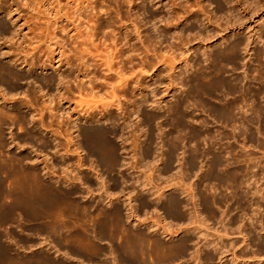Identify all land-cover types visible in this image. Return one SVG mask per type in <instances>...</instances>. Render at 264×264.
Here are the masks:
<instances>
[{
	"label": "rangeland",
	"instance_id": "374dc122",
	"mask_svg": "<svg viewBox=\"0 0 264 264\" xmlns=\"http://www.w3.org/2000/svg\"><path fill=\"white\" fill-rule=\"evenodd\" d=\"M82 1L95 10L79 20V1L0 0V22L19 26L0 36V264H159L187 235L172 264H264V0ZM5 54L33 61L14 67L20 84Z\"/></svg>",
	"mask_w": 264,
	"mask_h": 264
},
{
	"label": "bare ground",
	"instance_id": "6f19581e",
	"mask_svg": "<svg viewBox=\"0 0 264 264\" xmlns=\"http://www.w3.org/2000/svg\"><path fill=\"white\" fill-rule=\"evenodd\" d=\"M77 1H79V3H77L76 4V14H77V16L79 17V20L81 19V16H82V13L84 14V13H91V12H93L94 10H95V7L93 6V4L92 3H90V2H88L87 3V5H86V2L85 1H82L81 2V0H75V2H77ZM124 1V0H123ZM130 1V0H129ZM198 2V1H197ZM188 4H189V2H187ZM201 2H200V4H198L199 6H201ZM96 6V5H95ZM187 8H189V7H187ZM190 8H192V7H190ZM189 8V9H190ZM198 9H200V8H198ZM192 11V10H191ZM195 14V13H194ZM0 15H4V16H9V18L11 17V12L9 11V10H4V11H2L1 9H0ZM194 16V15H193ZM190 18H191V16H190ZM78 20V21H79ZM191 20V19H190ZM77 21V22H78ZM185 21H187V18L185 19ZM14 23H16V22H14ZM14 23H13V25H14ZM57 23V22H56ZM56 23L54 24L53 23V25H56ZM12 24V23H11ZM77 24V23H76ZM82 24V26H83V23H80L79 22V26ZM19 27V26H18ZM18 27H17V24L16 25H14L13 26V28L11 27V25L9 26L6 22H0V36H3V38H4V36L6 37V36H14V34H16L17 33V31H18ZM76 27V26H75ZM102 27V26H101ZM79 28V27H78ZM85 28V27H84ZM86 28H88V26L86 27ZM76 29V28H75ZM91 29V28H90ZM78 30V29H77ZM86 31V30H85ZM75 32H77L76 30H75ZM93 34V33H92ZM89 35V34H88ZM94 36V35H93ZM72 38H76V36H72ZM90 41V40H89ZM92 41V40H91ZM91 45H93V42L91 43ZM94 46V45H93ZM232 48V47H231ZM61 50L62 49H60V52L59 53H61ZM226 51H227V49H226ZM108 53V52H107ZM106 53V54H107ZM3 55H4V53H3ZM89 55H91V52L88 50V49H86V50H84L83 52H82V59H81V61H82V64H83V66L84 67H86V66H89V64H88V62L86 61L88 58V56ZM93 55V54H92ZM94 56V55H93ZM112 56V55H111ZM110 56V57H111ZM91 57V56H90ZM5 58H8V59H10V61H9V63H10V65H8L7 67H5V66H1L2 68L1 69H4V71H6V74H5V80L10 84V82L9 81H17L18 83H19V81H23V80H25L24 79V77H25V75L27 74H24L23 75V73H22V76H19V75H17L15 72H14V70L16 71V69H14V67H18V66H23V65H25V66H31V65H33V64H31L33 61H31V62H29V58L28 57H24L23 59H22V57L20 58V57H18V56H14V57H11V55H10V58H9V56H7V54H5ZM112 58V57H111ZM114 58V57H113ZM120 58V57H119ZM31 59H33V57L31 58ZM116 59V58H115ZM34 60V59H33ZM39 60V59H38ZM35 61V60H34ZM35 63V62H34ZM109 63V62H108ZM121 63V62H120ZM1 64V63H0ZM31 64V65H30ZM110 64V63H109ZM215 65V64H214ZM34 66V65H33ZM107 66V68L109 67V69L108 70H110V65H106ZM104 67V66H103ZM87 68V67H86ZM86 68H84V69H86ZM14 69V70H13ZM45 69V68H44ZM51 69H54V66L52 65L51 66ZM88 69V68H87ZM85 70V71H88V70ZM21 70V69H20ZM46 70V69H45ZM57 72H59V73H61V67H58V69H55ZM3 71V70H2ZM111 71V70H110ZM109 71V72H110ZM111 72H113V71H111ZM5 73V72H4ZM21 73V72H20ZM29 73H31V71L29 72ZM86 74V73H85ZM119 74V73H118ZM118 74H116V75H118ZM121 74V73H120ZM122 75V74H121ZM3 76V75H2ZM29 76V75H28ZM28 76H27V78H28ZM89 76V73L88 74H86V78ZM119 77V76H118ZM121 77V76H120ZM213 77V76H212ZM26 78V77H25ZM202 79V78H201ZM28 80V79H27ZM59 85H60V87H63V89L65 88V89H67V83H69L68 81H66L67 80V76L65 77L63 74H61V75H59ZM15 81V82H16ZM227 81V80H226ZM14 82V83H15ZM11 84H13V83H11ZM20 84V83H19ZM16 86V85H15ZM112 86V85H111ZM59 87V86H58ZM79 87V86H78ZM11 88V87H10ZM15 88V87H14ZM16 89V88H15ZM18 89V88H17ZM59 91H60V88H59ZM80 91V90H79ZM61 93V92H60ZM66 94V93H65ZM5 95V94H4ZM62 97H65V96H63L64 94H60ZM45 96V95H44ZM4 97V96H3ZM27 97V96H26ZM25 98V97H24ZM59 98H61V97H59ZM63 100H65V99H63ZM146 101V100H145ZM159 101V100H158ZM53 102V101H52ZM119 102V101H118ZM7 103V102H6ZM49 103L50 104H52L51 103V101H49ZM88 104V103H87ZM119 104V103H118ZM95 106V105H94ZM62 107V106H61ZM64 107V106H63ZM161 107V106H160ZM95 108H96V106L95 107H93V109L90 107L89 109L87 108V109H81V110H79V111H77V113L79 114V116H78V118H77V121H81V119H83V120H85V119H87V118H89V120H90V118H91V120L93 119V118H95V116L97 115V109L98 108H96V110H95ZM121 108V107H120ZM62 109V108H61ZM100 109V108H99ZM47 110V109H46ZM59 111V113H64L62 110H60V109H58ZM113 110V109H112ZM120 110V109H119ZM106 113H108V111H107V108L105 107V110H104ZM189 111V110H188ZM36 112V111H35ZM41 112V111H40ZM103 112V111H102ZM110 114V113H109ZM69 115V114H68ZM33 116V115H32ZM53 116V115H52ZM56 116V115H55ZM58 116H60V115H58ZM57 116V117H58ZM62 116V115H61ZM97 117V116H96ZM6 118V117H5ZM61 117H59V119H60ZM5 120V119H4ZM72 120V119H71ZM88 120V119H87ZM76 122V121H75ZM86 122V121H85ZM73 123V122H72ZM77 124V123H76ZM75 126V125H74ZM71 127H72V125H71ZM76 130H78L77 128H75ZM102 131V132H101ZM94 130V131H92V132H90L89 134H88V136H87V134H86V137H89L88 138V141L90 142H94V144L95 145H98L97 146V148H96V146L94 147V148H96L97 150H95L96 151V153H95V151H94V153L96 154V156L98 157V158H100V161L99 162H101L102 164H104V166H105V164H106V166H108L109 165V163H110V161H111V157H112V159H114V157L116 156V155H111V156H109L108 154H106L105 153V151L107 150V148H108V150L107 151H109L111 148V150L109 151V152H111V151H115V149H113V146H110V144H109V140H107L106 138H107V136H106V133H104V131L103 130ZM1 136V135H0ZM109 137V136H108ZM178 137V136H177ZM151 139V138H150ZM93 140V141H92ZM70 141V140H69ZM182 141V140H181ZM85 142V141H84ZM179 142V141H178ZM70 143V142H69ZM81 144H83V143H81ZM89 144V143H88ZM174 144V143H173ZM182 144V143H181ZM81 146V145H80ZM87 146V145H86ZM109 146H110V149H109ZM138 147V146H137ZM140 147V146H139ZM84 148H86V147H84ZM92 149H93V147H92ZM149 150H151L150 148H148ZM87 150H89V149H87ZM178 150V149H177ZM193 151V150H192ZM117 152V151H116ZM147 152H149V151H147ZM151 152V151H150ZM147 155H148V153H147ZM114 156V157H113ZM115 159H116V157H115ZM114 159V160H115ZM116 161V160H115ZM115 161H114V163H115ZM113 162V161H112ZM6 163V162H5ZM119 163V162H118ZM111 164V163H110ZM4 163H3V166H1L2 168L4 167ZM6 165H8V164H6ZM5 165V167H7ZM114 164L112 163V166H113ZM117 165H119V164H117ZM102 166V165H101ZM111 166V167H112ZM115 166V165H114ZM120 166V165H119ZM117 167V166H116ZM121 167H122V164H121ZM10 169H12V167L10 168ZM105 169H106V167H105ZM1 170V169H0ZM8 170H9V168H8ZM111 170V169H110ZM11 171V170H10ZM3 172V169H2V171H0V173H2ZM5 173H6V170L4 171ZM16 172V171H15ZM11 173V172H10ZM7 174V173H6ZM7 175H9V172H8V174ZM24 175V174H23ZM3 176V175H2ZM5 176V175H4ZM36 176V175H35ZM1 177V176H0ZM7 177V176H6ZM8 177H11V176H8ZM7 177V178H8ZM2 178V177H1ZM0 178V184L1 183H3L2 181V179ZM7 178H4V179H7ZM23 178V177H22ZM10 179V178H9ZM8 179V180H9ZM17 179V178H16ZM38 179V178H37ZM21 180V179H20ZM42 181V180H41ZM105 181V180H104ZM7 183V182H6ZM5 183V184H6ZM35 183V182H34ZM5 184L3 183L2 185H4L5 186ZM12 186V185H11ZM2 187V186H1ZM37 187V186H36ZM145 187V186H144ZM151 189V188H150ZM145 193V192H144ZM41 194V193H40ZM66 194V193H65ZM159 194H160V192H159ZM51 195H52V193H51ZM50 195V196H51ZM56 196H58L57 195V193L55 194ZM54 194L52 195L53 197L55 196ZM49 196V197H50ZM66 196H68V195H66ZM65 196V198H67ZM155 196V195H154ZM58 198V197H57ZM60 198V197H59ZM160 198V197H159ZM61 199H64L63 197L61 198ZM69 200L71 199V198H68ZM149 199V198H148ZM57 200H59V202L60 201H63V200H60V199H57ZM69 200H68V202H69ZM172 200V199H171ZM171 200H169L170 202V205H169V203H167L168 205H169V207L167 206V208H169V209H166V207H165V209H166V211L168 210L169 211V215L171 216V217H169V218H172V220L173 219H175V220H182L183 221V219L185 218V216H183L182 215V213L181 212H183V209H181V212H180V210H179V208L181 207L179 204H182L181 202L178 204V202L177 203H175L174 201H172L171 202ZM26 201V200H25ZM67 201V200H66ZM71 201H72V199H71ZM16 202V201H15ZM21 202H22V200H21ZM45 201H43L42 200V203H44ZM145 201H144V198H143V203H144ZM155 202H156V200H155ZM154 202V203H155ZM209 202V201H208ZM47 203V202H46ZM142 203V201H141V204H143ZM206 203V202H205ZM62 203H60L59 205H61ZM69 204V203H68ZM72 204H73V201H72ZM144 204H147V201H146V203H144ZM149 204V203H148ZM147 204V205H148ZM196 204H197V202H196ZM17 205V204H16ZM56 205V204H55ZM58 205V203H57V207H61V209H62V207L64 206V205H61V206H59ZM66 205V204H65ZM193 205V204H192ZM3 206V205H2ZM12 206V205H11ZM21 206V205H20ZM20 206H17V207H20ZM46 206V207H45ZM52 206V205H51ZM51 206H49V204H48V206L45 204H43L42 206H33L34 207V209L36 210V209H48L49 207H51ZM165 206H166V204H165ZM7 207V206H6ZM31 207V206H30ZM54 208H57V207H55V206H53ZM52 207V208H53ZM128 207V206H127ZM156 207V206H155ZM183 207V206H182ZM181 207V208H182ZM210 207V206H209ZM0 208H2L1 206H0ZM11 208V207H10ZM26 208V207H25ZM32 208V207H31ZM51 208V209H52ZM53 208V209H54ZM199 208V207H198ZM7 209H9L8 207L5 209L6 211H7ZM20 209V208H19ZM19 209H18V211H19ZM22 209H23V207H22ZM33 209V208H32ZM40 209V210H41ZM50 209V208H49ZM52 209V210H53ZM60 209V211H63V210H61ZM64 209V208H63ZM66 209H68V206H67V208ZM69 209H71V208H69ZM128 209V208H127ZM131 209V208H130ZM4 210V211H5ZM28 210V208L26 209V211ZM29 210H31V209H29ZM35 210H33V212H35ZM78 210H80L79 209V207H78ZM118 210V209H117ZM131 210H133V209H131ZM199 210V209H198ZM3 211V210H2ZM5 211V213H7ZM22 212L24 211V210H21ZM37 211V210H36ZM56 211V210H55ZM71 211V210H70ZM192 211V210H191ZM13 212V211H12ZM43 212H45V211H43ZM121 212V211H120ZM129 212V211H128ZM145 212V211H144ZM195 212V211H194ZM199 212V211H198ZM8 213H11V211L9 212L8 211ZM6 214V215H8V217L10 218V215L11 214ZM18 213V212H17ZM20 213V212H19ZM28 213V212H27ZM26 213V214H27ZM62 213V212H61ZM61 213L59 214V215H61ZM64 213H65V210H64ZM72 213V212H71ZM81 213H82V211H81ZM184 213V212H183ZM188 213V212H187ZM208 213V212H207ZM1 214H3V213H1ZM33 214V213H32ZM31 213H30V215H32ZM53 214H55V215H58V214H56V213H54V211H53ZM63 214V213H62ZM167 214V213H166ZM192 214V213H191ZM196 214V213H195ZM198 214V213H197ZM5 215V216H6ZM16 214H14V216H15ZM30 215H28L27 214V216H30ZM34 215H38V214H34ZM46 215V214H45ZM123 215V214H122ZM33 216V215H32ZM47 216V215H46ZM49 216V215H48ZM108 216V215H107ZM52 216H50V218H51ZM13 218V217H12ZM43 218V217H42ZM45 218V217H44ZM188 218H187V216H186V220H187ZM190 219V218H189ZM187 220L186 222H188L189 221V223H190V221H194V218L191 220ZM198 219H200V218H198ZM6 220H8L7 219V217H6ZM13 220V219H12ZM113 220V219H112ZM43 221V220H42ZM67 221V220H66ZM192 221V222H193ZM174 222V221H173ZM177 222V221H176ZM185 221H183V223H184ZM191 222V223H192ZM170 223H172V221L171 222H169V224ZM178 223V222H177ZM180 223V222H179ZM178 223V224H179ZM190 223V224H191ZM6 224V223H5ZM182 224V223H181ZM180 224V227L182 226ZM185 224V223H184ZM188 224V223H187ZM198 224V223H197ZM243 224V223H242ZM67 225V224H66ZM138 225V224H137ZM171 225V227H172V229L170 228V226H166L167 228H165L164 229V233H165V235H166V237H167V235L169 234V231L170 230H173V226H172V224H170ZM193 225V224H192ZM55 227V226H54ZM176 227V226H175ZM179 227V226H178ZM52 228H53V226H52ZM116 228V227H115ZM182 228V227H181ZM113 229V228H112ZM183 230V229H182ZM160 231V230H159ZM143 232V231H142ZM141 232V233H142ZM162 232V233H163ZM171 232V231H170ZM227 232V231H226ZM105 233V232H104ZM141 233L139 234V238L141 237L140 235H141ZM184 233V232H183ZM202 232H200L199 234H201ZM144 235V234H143ZM164 235V236H165ZM205 235V234H204ZM240 235V234H239ZM243 235V234H242ZM107 236H109V235H107ZM138 236V235H137ZM197 236H198V234H197ZM202 236V235H201ZM257 236V235H256ZM70 237V236H69ZM150 237V236H149ZM172 237V236H171ZM180 237V236H179ZM185 237V238H184ZM190 236H183V239H181V241L179 240V242H178V244H176L174 247H171V249L173 250V254L171 253V251L172 250H169L170 248L167 246V250H169L170 251V253L171 254H168L169 252L166 250V251H164V247L166 248V246H164L165 244V242L163 243L164 245H162L161 244V242H159L160 243V247H162V246H164L163 247V249H161L163 252H168L167 253V255H170V257L169 256H167L166 255V257H167V259L164 257V259H166L165 261H161V262H158L159 264H172L173 263V261L174 260H177V258L178 259H181V258H184L185 256H187L188 254H189V252H191V251H189V248L191 247L190 245H189V242H191V239L192 238H189ZM108 238V237H107ZM181 238H182V236H181ZM138 239V238H137ZM142 239V238H141ZM140 239V240H141ZM108 240H110L109 238H108ZM139 240V239H138ZM137 240V241H138ZM143 240V239H142ZM146 240H147V234H146ZM150 240V239H149ZM159 240V239H158ZM246 240V239H245ZM80 241V240H79ZM144 241V240H143ZM148 241V240H147ZM214 241V245H213V242L212 241H209V242H211V243H209V245H211V246H216L215 244H216V241L215 240H213ZM244 241V240H243ZM246 241H248V240H246ZM139 242V241H138ZM137 242V243H138ZM141 243H142V241H141ZM144 243V242H143ZM149 243H150V241H149ZM192 243V242H191ZM195 243V242H194ZM207 243V242H206ZM149 245V244H148ZM196 245V244H195ZM218 245V244H217ZM137 246H138V244H137ZM141 246H142V244H141ZM141 246H139V247H141ZM143 246H145V244H143ZM142 246V247H143ZM159 246H157V247H159ZM141 247V248H142ZM193 247V246H192ZM217 247V246H216ZM169 248V249H168ZM194 248V247H193ZM214 248V247H213ZM117 249V248H116ZM137 249H138V247H137ZM143 249H145V248H142L141 250V253H142V256L141 257H143V254H145V253H143L144 251H143ZM157 249V248H156ZM159 250H160V248H158ZM223 249H225V248H223ZM160 250V251H161ZM195 250V249H194ZM219 250L220 249H218V247H217V249L215 248V251H216V254H217V251L219 252ZM245 250V249H244ZM161 251V252H162ZM200 251H201V249H200ZM200 251H198V250H196V253H195V255H199V252ZM213 251V250H212ZM112 252V251H111ZM202 252V251H201ZM226 252V251H225ZM213 253V252H212ZM4 254H5V251H4ZM138 254V253H137ZM165 254V253H164ZM208 254H210L209 252H208ZM84 255V254H83ZM141 255V254H140ZM192 255V254H191ZM192 256V258H193V261H198L199 262V260L198 259H196L197 257L196 256ZM5 257H6V255H4ZM96 256V255H95ZM164 256V255H163ZM214 256H215V253H214V255L213 254H210V255H208L207 257H208V259H211V260H213L212 258H214ZM222 255H220V257H221ZM223 256H224V253H223ZM247 256V255H246ZM3 257V256H2ZM5 257H3V258H5ZM141 257H139L140 259H142L143 260V258H141ZM137 258H138V255H137ZM163 258V257H162ZM161 258V259H162ZM5 259H7V257L5 258ZM139 259V260H140ZM200 259V258H199ZM205 259H207V258H205ZM207 259V260H208ZM138 260V261H139ZM220 260H222V259H219V261ZM37 261H38V259H37ZM36 261V262H37ZM201 261V260H200ZM209 261V260H208ZM223 261V260H222ZM221 261V262H222ZM141 262V263H140ZM144 262V261H143ZM143 262L142 261H139V263H137V264H143ZM163 262V263H162ZM211 262V261H210ZM34 263V262H33ZM38 263V262H37ZM36 263V264H37ZM11 264V263H10ZM157 264V263H156ZM209 264V263H208Z\"/></svg>",
	"mask_w": 264,
	"mask_h": 264
}]
</instances>
